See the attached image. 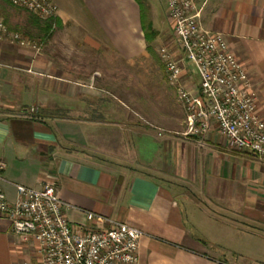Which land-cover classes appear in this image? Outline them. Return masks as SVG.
I'll return each instance as SVG.
<instances>
[{
	"label": "crops",
	"instance_id": "0c3cea01",
	"mask_svg": "<svg viewBox=\"0 0 264 264\" xmlns=\"http://www.w3.org/2000/svg\"><path fill=\"white\" fill-rule=\"evenodd\" d=\"M52 1L55 20L22 21L43 36L39 52L0 41V184L8 199L17 200L18 184L51 183L72 221L88 222L93 212L142 230L139 264H230L225 257L241 254L236 237L264 234V163L232 148L215 127L162 136L150 156L134 139L127 168L114 164L123 158L112 150L106 163L92 159L88 147L108 146L124 125L123 64L134 66L150 47L143 0ZM197 4L204 26L222 32L245 66L264 110V0ZM197 82L189 88L197 91ZM37 258L35 242L22 241L0 214V264Z\"/></svg>",
	"mask_w": 264,
	"mask_h": 264
},
{
	"label": "built area",
	"instance_id": "2783aa9c",
	"mask_svg": "<svg viewBox=\"0 0 264 264\" xmlns=\"http://www.w3.org/2000/svg\"><path fill=\"white\" fill-rule=\"evenodd\" d=\"M6 1L43 20H55L59 12L52 0ZM197 1L166 0L168 18L185 61L161 51L168 79L185 107V134L202 135L215 127L232 148L249 151L264 163V110L259 107L254 82L231 51L226 36L204 26ZM207 2L202 0V6ZM0 41L37 52L43 45L42 39L12 31L1 11ZM186 61L196 69L197 91L183 83ZM5 167L0 160V180ZM17 192V200L11 201L0 184V214L11 220L22 241L35 242L38 252L36 261L19 264H139L142 230L93 212L86 213L88 222L72 221L66 203L51 183L41 188L18 184Z\"/></svg>",
	"mask_w": 264,
	"mask_h": 264
},
{
	"label": "rangeland",
	"instance_id": "374dc122",
	"mask_svg": "<svg viewBox=\"0 0 264 264\" xmlns=\"http://www.w3.org/2000/svg\"><path fill=\"white\" fill-rule=\"evenodd\" d=\"M149 3L152 5L153 13L148 7ZM142 5L147 37L149 40L151 39L150 31H155L157 35L149 41L148 52L134 59V66L123 64L122 97L119 98L122 102L120 105L124 109L121 114L123 128L120 130L119 137L114 142L112 140L108 146L96 142V145L88 147L91 158L102 163H106L107 161L105 162L104 159L109 157L108 154H105V149L119 154L123 160L115 161L114 164L123 168H127L129 165L134 166V139L139 152L150 156L157 153V142L160 137H180L188 131L186 113L177 97L175 85L168 79L161 55L162 49H165L173 59H185L180 41L175 36L171 22L167 17L166 0H143ZM2 14L12 31L21 32L31 39H42L44 45L43 36L29 32V29L22 23V21H30L34 17L40 19L35 14L9 1L3 2ZM151 19L154 23L149 27L147 24ZM184 68L185 74L182 78L184 85L188 88L190 85H196L199 78L193 64L186 61ZM103 84L108 87L109 82ZM113 90H115L114 83L110 84V89L108 88V91ZM111 99L119 102L118 99ZM134 123H138V126H142V128L138 127L137 130H134ZM142 132L149 133L147 134L148 140L142 137L136 138ZM86 150L88 151V149ZM189 228L194 232L195 227ZM235 239L234 246L240 250L241 254L235 253L234 257H225L230 264H264L263 233L262 235L251 234L246 238L238 236ZM226 254L228 253L226 252Z\"/></svg>",
	"mask_w": 264,
	"mask_h": 264
},
{
	"label": "trees",
	"instance_id": "16d2710c",
	"mask_svg": "<svg viewBox=\"0 0 264 264\" xmlns=\"http://www.w3.org/2000/svg\"><path fill=\"white\" fill-rule=\"evenodd\" d=\"M150 33H151V39L157 35V33L155 31H150ZM146 35L148 36L147 33H146ZM151 39L150 40L148 39V41H151Z\"/></svg>",
	"mask_w": 264,
	"mask_h": 264
}]
</instances>
